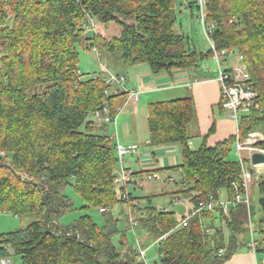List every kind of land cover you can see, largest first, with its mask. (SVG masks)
I'll use <instances>...</instances> for the list:
<instances>
[{"label":"trees","instance_id":"1","mask_svg":"<svg viewBox=\"0 0 264 264\" xmlns=\"http://www.w3.org/2000/svg\"><path fill=\"white\" fill-rule=\"evenodd\" d=\"M203 2L205 21L214 24L209 37L215 50L241 56L259 107L240 118L235 135L213 147L203 138L191 150L187 128L195 116L192 98L148 104V145L180 146V164L171 169L181 174L175 194L186 197L192 209L210 197L219 200V189H225L226 199L233 196L234 185L243 193L239 162L226 157L236 141L244 142L253 132L264 135V0ZM176 20L175 0H0V211L34 217L25 228L0 234V260L144 264L124 236L118 247L112 243L118 230L109 215L102 227L88 213L69 227L57 224L72 210L63 191L67 186L83 201L84 210L104 209L99 212L104 216L111 206L132 207L135 201L130 195L123 198L127 185L113 184L115 146L98 132L104 127L98 129L89 118L105 109L113 120L127 93H112L101 76L80 74L77 48H94L124 67L145 64L152 74L170 75L212 57L210 48L205 55L185 48ZM112 24L116 34H110ZM90 32L94 35L88 36ZM37 86H44L42 93L29 96ZM222 103L220 98V107ZM254 147L264 150V141ZM249 211L239 204L224 220L219 209L202 210L179 228L185 216L177 221L173 213L147 208L138 225L154 242L166 235L156 243L159 264H222L236 249L248 248ZM215 221L226 224L228 238Z\"/></svg>","mask_w":264,"mask_h":264},{"label":"crops","instance_id":"2","mask_svg":"<svg viewBox=\"0 0 264 264\" xmlns=\"http://www.w3.org/2000/svg\"><path fill=\"white\" fill-rule=\"evenodd\" d=\"M193 50L198 51L195 47ZM93 53L97 58L103 56V61L106 62L101 68L104 75L99 76L106 78L109 76L107 69H110L117 71L116 74L124 78L121 85L113 84L110 86L112 93L126 92L127 100L118 110L113 122L108 124L95 122L93 116L91 120L98 129L104 127L103 131L98 132L108 136L114 146L118 143L124 146H136L138 151L142 146L145 147L141 152L131 155L128 160H123V166L133 174L143 173V175L134 176V182L131 184H136L137 179H144L149 173L173 171L171 169L177 167L181 161L177 157V154L181 155V148L177 144L159 147L148 145L149 134L146 119L147 106L150 103L191 97L194 103L195 116L187 128V133L189 144L196 141L198 148L203 138H206L208 146L213 147L235 134L237 130L235 122L229 115V119L224 117L227 112L219 106L221 94L218 73H213L214 71L208 62L202 60L195 67L175 69L170 75L166 73L152 74L145 64L124 67L115 57L100 52ZM131 91L138 93L136 101L129 98ZM129 109H132L131 113L128 111ZM140 109L143 110V135L139 134L140 132L136 127V119L139 117L138 111ZM175 171L180 173L178 170ZM168 180L173 182L171 178ZM127 187L128 185L125 188V193L128 195ZM134 208L136 209V207L127 206L130 218H132V211H135L136 216L145 212L140 207H137V210ZM128 224L130 226L129 221ZM140 230L148 236L144 230L141 228ZM241 240L243 239L240 238ZM255 241L258 248L254 253L246 247H240L232 252L222 264H264V227L258 231Z\"/></svg>","mask_w":264,"mask_h":264},{"label":"rangeland","instance_id":"3","mask_svg":"<svg viewBox=\"0 0 264 264\" xmlns=\"http://www.w3.org/2000/svg\"><path fill=\"white\" fill-rule=\"evenodd\" d=\"M175 4L177 16L175 29L177 32H181V34H183V36L185 37V48L188 49L189 47L192 50L195 47L204 55L207 54L210 47L199 18L200 0H175ZM180 24H182L181 27ZM113 27H115V29L112 27L109 29L110 34H116L117 26L114 25ZM97 30L99 31L98 26ZM206 30L208 32V29ZM92 35H94V33L90 32L88 36ZM77 50L79 52L78 69L80 74L84 75V77L104 75L102 74L103 72L101 69L102 66H104L103 64H106V62L103 61V56H99L98 59L92 52V50L86 51L80 49L79 47L77 48ZM237 59L238 55L235 52L227 54V56L225 57H221L223 68L229 69L239 66L240 63L237 61ZM200 62H202V60H200ZM203 62H208L209 66L212 67L214 71L213 73H218L216 63L211 56H207L206 58H204ZM107 71L109 76L121 77V75L116 74L117 71L110 69H107ZM43 89L44 86L34 87L28 92V95L31 96L33 94L42 93ZM128 111H130L131 113L132 109H129ZM224 111L227 112L224 114V117L229 119L228 115L231 116L230 112L227 110ZM138 115L139 117L138 119H136V127L138 132H140L139 134L143 135V110L141 111L140 109L138 111ZM89 118L91 119L90 116ZM253 133H258L261 136V140L258 142L264 141L263 134H261L260 132ZM189 146L191 150L198 149V144H196V141L190 142ZM253 148L260 149L256 147ZM143 149H145V147L143 148L142 146L141 148H139L138 152H141ZM151 149L153 150V148ZM240 156L242 159H247V151H241ZM177 157L180 161L181 155L177 154ZM128 158H130V156L125 157L123 160H128ZM226 159L229 162L239 161V157L234 145L230 147ZM159 172L160 173L157 172L159 174V180H147L146 178H140L136 180V184H129L127 187L128 195H130L132 199H135V202H137L138 204L137 207L142 208L144 211L147 208H152L157 211L167 210V212L173 213L176 220L179 221L181 217L185 216L190 210H192V204L186 197L181 196L178 201L174 200L175 197L178 196V194L175 193L177 189H179L181 174L176 171H170L168 173H165L164 171ZM168 178H171L173 182H169ZM63 191L64 194L71 200L72 210L64 214L57 221V224L60 228L69 227L73 224L74 221H76L85 213H88L92 221L97 226L102 227L104 225L106 216L109 215L114 221H116V227L118 230V234H116L112 239V243L116 247L119 246V242L122 236H124L126 246L129 248H133L136 245L137 240L140 243L141 247L145 250V261H143L144 264H159L156 242H154L151 237L146 236L144 233H142L139 226L134 228H131L129 226L128 221L130 220V216L128 214L127 205L125 203H119L114 207H109V209L107 210V215L104 216L100 214L97 209L84 210L83 201L71 187L67 186ZM249 194L250 211L249 216H247V227L250 223L253 232V238L256 240L258 231L264 227V222H260L262 219H264V170H261L254 175L253 181L249 186ZM218 198L222 202L226 200L225 189L218 190ZM261 199L263 200V203H259V200ZM137 207L136 209L134 208V210H137ZM216 210L217 208H215L213 211ZM131 215L132 218L138 219V215L136 216L135 211H132ZM33 220L34 217L32 215L17 218L7 212L0 211V234L23 229ZM214 224L216 225V229H222L225 238H228L229 231L226 224H223L221 226L220 221H215ZM247 230L249 231L248 228ZM10 263L20 264L18 258L16 257H12Z\"/></svg>","mask_w":264,"mask_h":264},{"label":"built area","instance_id":"4","mask_svg":"<svg viewBox=\"0 0 264 264\" xmlns=\"http://www.w3.org/2000/svg\"><path fill=\"white\" fill-rule=\"evenodd\" d=\"M199 18L201 24L204 29V33L206 34L207 41L209 43V47L212 51V58L214 59L217 71H218V81L220 85V94L223 100L222 107L224 110L230 112L233 121L236 124V129L238 126V122L240 118L244 115H247L252 110H258V93L253 89L250 83V76L246 70L245 65L242 63V58L238 55L237 61L240 63L239 66L231 68V73H225V68H223V62L221 61V57L227 56V54H231V51H216L214 48V44L209 37V32L213 29V23H206L205 15H204V2L200 0L199 4ZM88 27V26H87ZM84 28V34L89 31V28ZM208 29V32L207 30ZM91 30H94V26L91 25ZM93 52H96L94 48L91 49ZM99 76V75H98ZM107 85H121L123 81V77H113L107 76L103 78ZM129 98L136 101L138 99V93L131 91L129 93ZM93 119L95 122H103V123H111L113 120L107 115V111L104 109L103 113L95 112L93 115ZM261 140V136L258 133H251L247 136L244 142L240 143L239 141L235 142V149L239 157V165L241 169V189L243 193H241L237 187V185L233 186V196L226 199L224 202L220 200H215L214 198L210 197L209 201L206 203H201L197 208H193L190 210L185 217H183L177 227L181 228L187 224L189 218L193 215L198 214L202 210H210L213 211L215 208L219 209L222 213L224 220H229L230 210L235 208L239 204H244L249 211L250 207V194H249V186L252 179V174H250L249 169L254 167L251 164V154L252 153H261L264 154V150L262 149H255L253 148L256 142ZM241 151H247V159H242L240 156ZM115 152L118 159V167L113 171L112 175V182L115 186H126L134 182L133 173L126 169L123 166V159L127 156L135 155L138 152V148L136 146H124L122 144L115 145ZM264 169H256L255 174L260 172ZM147 180H159L158 173H149L145 176ZM218 194V192H217ZM184 197L182 194L178 193V196L175 197V201H178L180 198ZM123 198H127V194L124 193ZM137 202H132V207H137ZM100 213L104 212V209H99ZM160 212H167V210H160ZM249 214V212H248ZM249 216V215H248ZM146 217V213L142 212L138 216V219H144ZM138 219L130 218L129 223L130 227L134 228L138 226ZM250 221V219H249ZM248 225V223H247ZM249 229L247 235V247L251 252H255L257 250L256 241L253 238V232L249 223L247 227ZM166 235L161 236L155 242H159L164 240ZM137 253V260L138 261H145V250L141 247L140 243L136 240V245L132 248ZM220 254L224 253V250H220ZM9 263L8 259H1L0 264H7Z\"/></svg>","mask_w":264,"mask_h":264},{"label":"water","instance_id":"5","mask_svg":"<svg viewBox=\"0 0 264 264\" xmlns=\"http://www.w3.org/2000/svg\"><path fill=\"white\" fill-rule=\"evenodd\" d=\"M251 164L254 166L249 169L250 174L254 175L256 169H264V154L261 153H252L251 154ZM263 200H259V203H262Z\"/></svg>","mask_w":264,"mask_h":264}]
</instances>
